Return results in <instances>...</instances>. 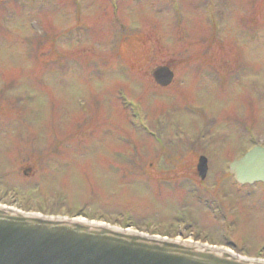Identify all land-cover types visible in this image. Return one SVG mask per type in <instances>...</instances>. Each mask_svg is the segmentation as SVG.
<instances>
[{
	"label": "rangeland",
	"instance_id": "obj_1",
	"mask_svg": "<svg viewBox=\"0 0 264 264\" xmlns=\"http://www.w3.org/2000/svg\"><path fill=\"white\" fill-rule=\"evenodd\" d=\"M254 143L264 0H0V202L264 257Z\"/></svg>",
	"mask_w": 264,
	"mask_h": 264
},
{
	"label": "water",
	"instance_id": "obj_2",
	"mask_svg": "<svg viewBox=\"0 0 264 264\" xmlns=\"http://www.w3.org/2000/svg\"><path fill=\"white\" fill-rule=\"evenodd\" d=\"M164 86L172 70H151ZM199 175L207 171L200 156ZM237 181H264V147L256 145L229 164ZM0 264H264L225 248L180 241L81 219L47 217L0 206Z\"/></svg>",
	"mask_w": 264,
	"mask_h": 264
},
{
	"label": "bare ground",
	"instance_id": "obj_3",
	"mask_svg": "<svg viewBox=\"0 0 264 264\" xmlns=\"http://www.w3.org/2000/svg\"><path fill=\"white\" fill-rule=\"evenodd\" d=\"M78 218H81V219H84V218H82V217H78ZM176 239H180V237L179 236H177V237H175ZM187 241H189V240H191V238H189V239H186Z\"/></svg>",
	"mask_w": 264,
	"mask_h": 264
}]
</instances>
